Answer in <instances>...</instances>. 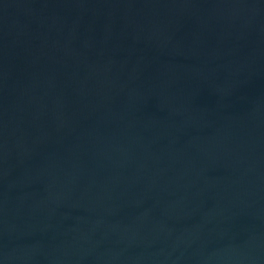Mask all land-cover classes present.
I'll return each mask as SVG.
<instances>
[{
	"label": "water",
	"instance_id": "water-1",
	"mask_svg": "<svg viewBox=\"0 0 264 264\" xmlns=\"http://www.w3.org/2000/svg\"><path fill=\"white\" fill-rule=\"evenodd\" d=\"M0 264H264V0H0Z\"/></svg>",
	"mask_w": 264,
	"mask_h": 264
}]
</instances>
